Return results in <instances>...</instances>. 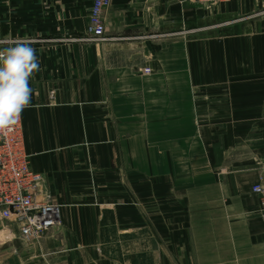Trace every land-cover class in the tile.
Returning a JSON list of instances; mask_svg holds the SVG:
<instances>
[{
  "label": "crops",
  "instance_id": "crops-1",
  "mask_svg": "<svg viewBox=\"0 0 264 264\" xmlns=\"http://www.w3.org/2000/svg\"><path fill=\"white\" fill-rule=\"evenodd\" d=\"M255 1L209 10L112 0L107 41L89 43L77 39L93 0H0V48L26 41L39 58L22 123L45 190L59 166L76 184L66 164L155 163L137 177H154V206L164 212L151 234L127 187L114 201L112 188L95 198L58 181L63 226L31 244L0 236V264H264L252 193L264 181V22L227 34L204 24L247 15ZM195 20L204 24L196 37ZM77 193L91 197L66 198Z\"/></svg>",
  "mask_w": 264,
  "mask_h": 264
},
{
  "label": "built area",
  "instance_id": "built-area-1",
  "mask_svg": "<svg viewBox=\"0 0 264 264\" xmlns=\"http://www.w3.org/2000/svg\"><path fill=\"white\" fill-rule=\"evenodd\" d=\"M209 9L237 0H185ZM112 0H93L86 34L81 42L102 43L106 38L105 12ZM44 176L31 167L22 117L16 130L0 138V236H18L31 244L63 226L61 207L44 188ZM252 193L260 200L264 221V181Z\"/></svg>",
  "mask_w": 264,
  "mask_h": 264
},
{
  "label": "rangeland",
  "instance_id": "rangeland-1",
  "mask_svg": "<svg viewBox=\"0 0 264 264\" xmlns=\"http://www.w3.org/2000/svg\"><path fill=\"white\" fill-rule=\"evenodd\" d=\"M239 1V0H237ZM259 1V0H258ZM255 1V8L253 11H249L247 15H230L227 16L226 18L223 17H217L214 15H211L209 17L208 21L204 23L206 26L205 28H209L211 32H224V34H227L234 26H240L241 28H249L251 27L254 23L256 24H261L264 22V0H260V2ZM236 2V1H233ZM230 2V3H233ZM230 3H226L230 4ZM224 5V4H223ZM199 6V5H196ZM252 7H253V2H252ZM212 8H209L211 10ZM211 14H213L211 12ZM195 20V26H194V36L196 37L197 34L201 33L202 31L198 29V26L203 27L201 25L204 24H198ZM179 27V26H178ZM201 31V32H200ZM227 31V32H225ZM178 32L180 33L181 30L179 29ZM223 34V36H224ZM222 35V34H221ZM90 43V42H89ZM151 69H146L145 73H150ZM153 149V148H150ZM231 161L227 166L229 167L231 165ZM261 162L258 161L257 164H260ZM145 165V166H144ZM155 163H136V162H131V163H113V164H104V163H98V164H80V163H74V166H71L70 164H66V173L73 172V176L77 178L76 184H74V179H69V178H64L66 176L65 173H63L61 167L59 166V172L61 173L60 180L58 178H53L54 183L50 184L53 185L54 190L51 191L49 190V194H53V201L55 203H59V197L63 198L64 197V191L59 190L57 184L58 181H62L66 184V186H69L70 189H72V186H86L89 187L93 192H94V197L95 198H101V190H104L105 188H112L113 189V194L108 195L109 197L112 198L114 201H121V188L124 186L129 189V201L131 204L139 205L141 206L144 210V214L146 217V231L152 234V232L155 231V227L153 225V220L154 216L158 214V216L162 217L163 215V210L159 209V206H154L155 204V195L154 193V177L152 176L145 177L144 178H138L137 175L142 169L148 170L154 169ZM224 167L221 168H215V172L219 171L221 174L224 171ZM107 172H110L109 174ZM146 172V173H147ZM149 173V172H148ZM150 174V173H149ZM83 175V177H81ZM143 176V175H142ZM220 176V175H217ZM146 185V187H145ZM62 186V185H61ZM71 186V187H70ZM119 189V195H114L115 190ZM51 192V193H50ZM70 197H76L77 199L79 197H91L90 195H83L81 196L79 193L76 195H71L67 194L66 198ZM72 200V199H70ZM198 203H193L194 207H197ZM145 207V208H144ZM156 207V208H155ZM142 209V210H143ZM151 231V232H150ZM147 244V248L150 247L149 243Z\"/></svg>",
  "mask_w": 264,
  "mask_h": 264
},
{
  "label": "clouds",
  "instance_id": "clouds-1",
  "mask_svg": "<svg viewBox=\"0 0 264 264\" xmlns=\"http://www.w3.org/2000/svg\"><path fill=\"white\" fill-rule=\"evenodd\" d=\"M40 71L35 49L26 41L0 48V138L13 133L31 105L30 81Z\"/></svg>",
  "mask_w": 264,
  "mask_h": 264
}]
</instances>
